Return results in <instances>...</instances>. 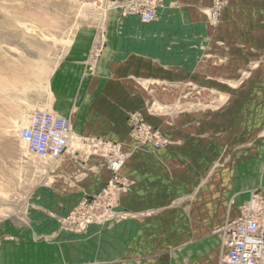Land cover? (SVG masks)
I'll use <instances>...</instances> for the list:
<instances>
[{"label":"crops","instance_id":"crops-1","mask_svg":"<svg viewBox=\"0 0 264 264\" xmlns=\"http://www.w3.org/2000/svg\"><path fill=\"white\" fill-rule=\"evenodd\" d=\"M212 2L160 0L153 22L115 9L105 21L76 32L49 76L47 103L32 106L70 120L72 152L48 167L49 191L39 192L33 218L64 220L83 197L112 180L96 157L101 151L96 142H113L126 153L122 172L131 184L120 196L119 219L81 234L58 227L29 232L11 220L3 222L0 264H219L221 242L215 231L227 219L238 218L252 192L264 188V132L238 130L216 163L212 149L196 150L194 155L205 159L198 158V164L196 158L188 176L181 172L179 152L138 147L128 120L140 111L152 122L147 110L153 108L155 82L179 78L186 85L192 76L208 73V60L236 57L232 27L244 25L251 37L253 24L264 27V0H229L217 26L187 20L189 11ZM255 3L260 19L253 13ZM100 29L105 43L94 57ZM223 42L230 55H224ZM87 143L92 152L73 147ZM75 157H85L86 164L76 163Z\"/></svg>","mask_w":264,"mask_h":264},{"label":"rangeland","instance_id":"rangeland-1","mask_svg":"<svg viewBox=\"0 0 264 264\" xmlns=\"http://www.w3.org/2000/svg\"><path fill=\"white\" fill-rule=\"evenodd\" d=\"M116 1L0 0V226L11 220L29 232L58 227L81 234L113 218L119 219L116 208L120 196L131 184L122 172L128 156L118 174L122 187L118 193L102 195L115 174L108 168L112 156L100 151L96 157L111 171L112 180L97 194L83 197L64 220H34L33 205L41 198L39 192L49 191L48 167L71 157L72 152L69 147L61 160H45L31 153L19 138L20 128L36 111L32 106L47 103L49 76L76 32L83 26L105 21L115 9H121L125 17L140 16L133 6L143 0L125 4ZM148 1L156 11L160 0ZM228 2L213 0L203 10L189 11L187 20H206L210 26H217ZM216 3L222 7L219 21L212 22L209 16ZM257 6L255 3L253 13L260 19L261 10ZM240 10L238 13L242 16L243 9ZM221 30L224 34L225 29L221 27ZM244 30L242 24L231 30L236 38L232 46L236 57L208 60L206 75L192 76L191 83L186 85L182 78V84L178 83L179 78L155 82L153 108L147 110L152 122L140 111L129 114L131 134L137 139L138 147L148 144L154 149L179 152L181 172L189 176L196 165L195 159H205L203 155L195 156L196 150L204 153L205 149H212L216 163L220 161L222 148L234 144L238 130L250 132L254 127L264 132V27L261 23L253 24L252 37L245 35ZM99 32L94 41V57L105 43L104 29ZM221 46L224 55L227 51L230 55L228 43L223 42ZM111 144L126 155L117 144ZM73 147L92 152L88 143ZM74 160L80 165L86 164L85 157ZM170 160L173 163V158ZM171 170L167 168V172ZM220 251L222 254V242Z\"/></svg>","mask_w":264,"mask_h":264},{"label":"built area","instance_id":"built-area-1","mask_svg":"<svg viewBox=\"0 0 264 264\" xmlns=\"http://www.w3.org/2000/svg\"><path fill=\"white\" fill-rule=\"evenodd\" d=\"M215 5L209 16L212 22L219 21L222 7L221 3ZM133 10L145 22L155 18V7L148 0L135 3ZM134 119L138 120V117L135 115ZM70 136V120L47 109L36 110L30 121L19 130L20 140L27 144L31 153L52 161L61 160L68 152ZM96 145L101 152L112 156L108 160V168L115 174L104 191L106 194L102 195L116 194L122 189L118 174L126 155L110 142L99 141ZM216 233L222 242L219 264H264V188L252 192L250 201L244 204L242 215L237 219H227Z\"/></svg>","mask_w":264,"mask_h":264},{"label":"bare ground","instance_id":"bare-ground-1","mask_svg":"<svg viewBox=\"0 0 264 264\" xmlns=\"http://www.w3.org/2000/svg\"><path fill=\"white\" fill-rule=\"evenodd\" d=\"M23 142V141H22ZM26 146V145H25Z\"/></svg>","mask_w":264,"mask_h":264}]
</instances>
